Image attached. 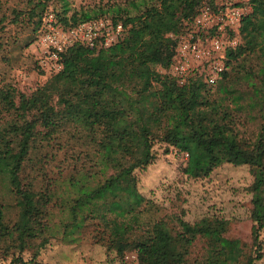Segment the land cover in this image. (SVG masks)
<instances>
[{"label": "trees", "instance_id": "16d2710c", "mask_svg": "<svg viewBox=\"0 0 264 264\" xmlns=\"http://www.w3.org/2000/svg\"><path fill=\"white\" fill-rule=\"evenodd\" d=\"M54 2L59 11L49 9ZM201 3L131 0L68 14L67 0H27L25 17L33 24L34 40L48 11L63 28L107 18L119 23L122 33L108 48L68 47L60 54L61 69L28 94L0 84V182L15 210L14 221H6L9 205L0 202L1 261L29 264L35 255L25 260L22 254L36 240L42 246L57 238L76 243L87 229L93 243L120 264L130 253L133 264L262 259L264 0H248L238 43L225 51L214 85L199 78L178 85L165 73L173 37L187 28ZM34 65L38 69L35 60ZM248 124L255 128L251 137L239 131ZM62 134L84 149L69 156L62 178L55 173L47 179L32 166L46 157L39 150ZM155 145L185 156L181 174L188 179L205 178L223 164L249 168V245L225 236L228 223L222 217L192 223L146 217L150 203L138 192L134 173L152 164ZM53 209L61 217L56 222Z\"/></svg>", "mask_w": 264, "mask_h": 264}, {"label": "rangeland", "instance_id": "374dc122", "mask_svg": "<svg viewBox=\"0 0 264 264\" xmlns=\"http://www.w3.org/2000/svg\"><path fill=\"white\" fill-rule=\"evenodd\" d=\"M129 1L131 0H67L68 14L73 11L105 10L108 6L122 7ZM52 8L56 9V2L49 5V9ZM27 9V0H0V84H9L23 94L30 93L48 78V75L40 73L34 65L31 46L34 41L33 24L25 17ZM254 130V126L250 124L239 128V131H246L249 136ZM79 145V142L67 139L62 134L57 140L39 150V154L46 157L36 161V164L34 162L32 168L42 169L41 173L46 175L47 179L55 173H59L62 178V174L68 172L65 167L69 166V156H78L84 149ZM154 151L157 156L152 164L134 173L138 192L150 203V212L146 217L180 218L188 223L202 217H222L228 223L225 234L227 238L236 239L245 245L250 244L249 187L252 177L247 166L223 164L205 178L188 179L181 174L185 162L184 155L172 148H167L164 153V146L161 145H155ZM27 173V180L34 177L31 171L27 170ZM38 181L39 178L35 183ZM0 202L9 205L5 220L14 221L15 210L12 201L3 190L1 182ZM52 211V221L60 220L57 210ZM86 231L90 229L85 230L76 243L63 244L57 238L50 239L49 245L42 246L40 241L36 240L22 257L27 260L35 255L33 262L29 264H120L119 261H113L111 255H105L104 248L94 244V240ZM259 237L263 257L257 264H264V227ZM133 259L132 253L127 254L124 263L133 264ZM6 262L0 260V264Z\"/></svg>", "mask_w": 264, "mask_h": 264}, {"label": "built area", "instance_id": "2783aa9c", "mask_svg": "<svg viewBox=\"0 0 264 264\" xmlns=\"http://www.w3.org/2000/svg\"><path fill=\"white\" fill-rule=\"evenodd\" d=\"M250 11L248 0H202L187 28L175 39L171 63L165 73L178 85L199 78L214 85L224 69L225 51L238 43L240 21ZM122 27L107 18L63 28L48 11L41 19L32 54L45 75L61 69L60 54L75 44L89 49L108 48L120 38Z\"/></svg>", "mask_w": 264, "mask_h": 264}]
</instances>
